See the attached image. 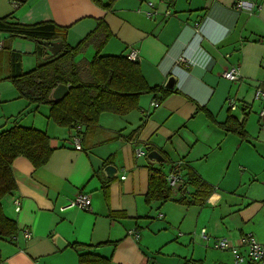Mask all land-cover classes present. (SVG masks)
I'll use <instances>...</instances> for the list:
<instances>
[{
    "label": "crops",
    "instance_id": "0c3cea01",
    "mask_svg": "<svg viewBox=\"0 0 264 264\" xmlns=\"http://www.w3.org/2000/svg\"><path fill=\"white\" fill-rule=\"evenodd\" d=\"M146 1L155 3L151 18L144 15ZM248 1L252 8L238 9L235 0H116L104 9L92 0H0V18L25 25L52 21L66 28L71 46L102 20L110 31L102 54L126 55L134 47L150 86L167 88L173 80L168 95L162 89L143 94L127 114L103 112L96 125L81 126L77 150L71 142L75 128L54 123L49 106L29 104L8 79L10 50L20 53L22 72L45 57L34 41L0 31V131L32 127L48 135L52 148L40 167L24 156L11 164L16 189L1 206L17 232L0 238V264H78L82 252L109 264H231L230 251L214 252L197 236L202 227L213 237L237 240L250 233L264 243V196L238 193L264 177V115L254 97L257 88L264 90V0ZM95 52L89 44L75 60H90ZM233 66L237 81L222 76ZM229 113L245 118L248 139L220 128ZM146 146L164 161H150ZM136 149L145 154L137 156ZM179 161L183 179L193 172L214 186L210 195L202 204L178 201L194 191L185 185L171 190L170 200L146 202L149 168L166 177ZM108 165L116 168L111 177ZM80 193L90 197L87 210L63 208Z\"/></svg>",
    "mask_w": 264,
    "mask_h": 264
},
{
    "label": "trees",
    "instance_id": "16d2710c",
    "mask_svg": "<svg viewBox=\"0 0 264 264\" xmlns=\"http://www.w3.org/2000/svg\"><path fill=\"white\" fill-rule=\"evenodd\" d=\"M92 1L104 9H111L116 0ZM0 31L7 32L10 38L22 37L34 41L36 53L45 57L31 70L22 72L20 53L10 50L8 79L29 104L49 106V118L57 125L72 128L77 125L94 126L103 112L125 115L136 109L139 97L143 94L160 89L164 91V96L172 92L171 89L150 86L142 74L139 60L131 61L126 55L101 53L110 36V31L102 20L74 46L65 41L66 28L52 21L25 25L12 21L7 16L0 18ZM48 40H61L60 52L46 56L42 41ZM89 44H94L96 49L93 57L90 60H75V57ZM58 84L68 86V92L57 101L50 100L49 94ZM205 112L212 118L207 110ZM218 125L226 132L236 134L244 140L248 139L245 118L238 121L229 113L226 120ZM148 147L151 149L150 146ZM51 152L49 137L41 130L14 125L0 131V238H11L17 232L15 221L4 214L1 206V199L16 189L11 171L13 160L18 156H24L34 167H40L48 161ZM149 171L146 202L170 200L173 189L167 185L162 171L151 167ZM186 177L182 186L189 185L194 191L191 194L190 191L187 193L190 194V199L182 196L178 201L202 204L213 191V187L193 172L188 171ZM72 246L77 249L81 247L76 243ZM109 263L110 259L90 252L78 254V264Z\"/></svg>",
    "mask_w": 264,
    "mask_h": 264
},
{
    "label": "built area",
    "instance_id": "2783aa9c",
    "mask_svg": "<svg viewBox=\"0 0 264 264\" xmlns=\"http://www.w3.org/2000/svg\"><path fill=\"white\" fill-rule=\"evenodd\" d=\"M168 1V0H162ZM147 10L144 11V15L148 18H151L154 15V7L155 3L153 1H146ZM235 6L238 9L243 8H252V3L248 0H235ZM166 16L171 14L169 8L164 12ZM0 48H2V42H0ZM126 57L135 61L139 59L138 51L136 48H129L126 53ZM180 60L184 61V58H180ZM222 76L225 79L230 81H237L240 79L239 69L237 66L230 67L226 69ZM254 97L257 100L262 102V107L260 110V115H264V90L257 88L254 93ZM153 107H157L159 103L154 101L152 103ZM228 106L230 109L235 108V102L233 99H228ZM80 125L75 127V133L71 136V142L75 149L81 150V137H80ZM145 151L143 149H136V155L141 156L144 155ZM181 162L179 161L174 165V167L167 173L165 179L167 185L171 189H178L184 183V179L180 173L179 166ZM125 176H121L123 179ZM185 192L188 193L189 190L185 188ZM91 200L88 194L80 193L76 195L74 198L70 199L63 208L69 207H77L82 210H87L90 206ZM16 210H19V201L15 200ZM25 237L28 238L30 236V232L28 230L24 231ZM197 236L201 239V241L207 246L220 250L230 251L232 255L233 264H247V263H255V264H264V243L258 242L254 236L250 233L244 234L239 237L237 240H232L226 236H211L207 232V230L202 227L197 232ZM128 234L138 237V233L129 230ZM181 234V233H179Z\"/></svg>",
    "mask_w": 264,
    "mask_h": 264
},
{
    "label": "water",
    "instance_id": "95a60500",
    "mask_svg": "<svg viewBox=\"0 0 264 264\" xmlns=\"http://www.w3.org/2000/svg\"><path fill=\"white\" fill-rule=\"evenodd\" d=\"M42 44L45 47L46 50V56H53L60 52L62 48V41L61 40H48V41H42ZM173 86V80L169 79V81L165 84V87L172 88ZM68 92V86L64 84H58L56 87H54L50 94L49 99L57 101L61 99L66 93ZM146 151V157L150 161H154L156 163H160L164 161V157L161 155V153L155 149H149L148 146L145 147ZM105 172L108 177L113 176V174L116 172V168L112 165H108L105 168Z\"/></svg>",
    "mask_w": 264,
    "mask_h": 264
},
{
    "label": "rangeland",
    "instance_id": "374dc122",
    "mask_svg": "<svg viewBox=\"0 0 264 264\" xmlns=\"http://www.w3.org/2000/svg\"><path fill=\"white\" fill-rule=\"evenodd\" d=\"M260 182H263L264 183V177H262V179L261 178L256 179L255 184H253L251 186H250V184H247L246 183L245 185H247V186H244L242 189H240V191L238 193L245 191V192H248L251 196H254L256 198L259 197V196H264V185H261ZM227 197H228V195H224L223 196V198H227ZM210 206L212 207V205H209V207ZM258 222H263L261 216H260V220L258 219ZM179 235H183V234L181 233ZM187 235L190 236V237L193 236L191 234H187ZM210 250H212L214 252H220V251L227 252V250H220V249H215V248H212V247L210 248ZM226 264H230V263L229 262H226ZM231 264H233V260H231Z\"/></svg>",
    "mask_w": 264,
    "mask_h": 264
}]
</instances>
